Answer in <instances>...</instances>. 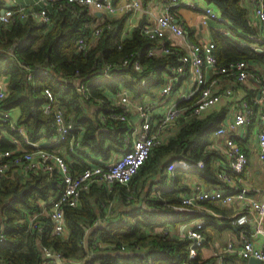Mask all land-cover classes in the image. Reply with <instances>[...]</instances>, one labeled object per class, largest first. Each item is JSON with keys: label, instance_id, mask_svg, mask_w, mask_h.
<instances>
[{"label": "trees", "instance_id": "16d2710c", "mask_svg": "<svg viewBox=\"0 0 264 264\" xmlns=\"http://www.w3.org/2000/svg\"><path fill=\"white\" fill-rule=\"evenodd\" d=\"M118 1L112 0L113 3ZM139 1L145 5L152 0ZM203 1L227 20L230 30L240 32L243 38L255 43L247 37L256 34V29L250 24L247 8L241 0ZM97 15L90 7L66 4L53 13L47 28L40 22L26 19L16 20L9 28L0 30V77L7 76L6 95L0 102V109H18L16 123L31 140L40 139L42 132L49 136L52 116L42 112V104L47 100L45 89H48L64 116L81 132L77 156L71 155L65 141L51 146L60 152L63 148L64 154L71 155V162L65 157L71 169L88 166L79 154L109 160L124 144L128 123L109 116L111 111L120 110L114 98L118 88L126 87L134 98L151 93L162 82L166 68L176 62L171 55H147L154 42L141 36L137 26L129 36H121L129 13L108 20L110 27L92 39L87 51H77L75 39L88 35L89 25L98 20ZM211 34L219 63L236 59L264 63V51L235 42L216 28L211 29ZM125 59L127 62L123 64ZM135 60L141 65L140 71L132 67ZM107 64L115 68L110 73L105 70ZM78 83L83 85V93L77 89ZM226 110L220 106L178 120L173 133L152 148L127 184L92 183L83 190L77 206L64 208L67 228L64 237L52 232L48 218H45L44 230L37 234H30L26 224L18 220L21 208L39 206L35 197L46 200L54 192L55 185L51 181L55 176L37 170L24 178L1 179L0 222L5 225V241L0 243V264H59L41 256L40 244L61 251L70 264H181L190 240L170 238L162 234L164 227L202 217L205 223H213L198 205L210 201L181 202L182 178L194 175L205 187L234 191L217 179L215 160L218 154L210 148L211 136L222 124ZM0 128L21 140L22 135L11 131L7 122H0ZM0 147H13V144L2 135ZM90 161L100 162L92 158ZM235 216L223 215L220 226L231 225ZM121 244L124 249L120 248ZM189 264L213 262L201 260L196 255Z\"/></svg>", "mask_w": 264, "mask_h": 264}, {"label": "built area", "instance_id": "2783aa9c", "mask_svg": "<svg viewBox=\"0 0 264 264\" xmlns=\"http://www.w3.org/2000/svg\"><path fill=\"white\" fill-rule=\"evenodd\" d=\"M66 4H77L90 7L94 11L104 14V19L91 23L88 35L78 36L74 46L77 51L85 52L90 40L101 33L104 28L110 27V20L114 15L129 13V17L141 13L147 22L139 27V34L151 39L154 44L147 55L149 56H174L176 62L167 67V77L160 87L161 95H169L174 91V86L180 79L189 77V88L178 94V101L168 105L154 122L151 116V106L147 101L136 105L139 124L128 126L123 135L124 144L118 148L111 159L102 160L83 169H71L70 165L58 149L51 147L61 141H65L67 149L75 153L80 149V132L74 127L72 121L67 119L62 109L56 103L52 93L45 89L47 100L42 104V112L52 116L50 135L42 132L38 140H31L24 129L17 125L18 109L1 110L0 122H7L10 130L22 135L21 140L13 136L6 129L0 128L2 135L9 136L13 147H0V180L18 176L24 178L31 171H46L56 179V190L46 200L35 197L38 201L37 208L23 207L19 210L18 220L26 224V231L30 234L41 233L45 228V218L51 221L52 232L59 236L67 235L64 220V208L75 207L79 203L81 192L92 183H103L107 186L117 182L127 184L137 172L142 162L146 159L152 148L160 144L162 135L169 132L178 120L203 114L206 110L219 102L224 97L233 94L232 86H221V77L233 75L237 82L252 79L253 94L244 97L237 102V110L225 124H221L214 131L215 134L224 135L225 160H216V176L221 182L229 185L234 191H224L214 187L206 188L196 184L193 188L180 194L184 204H197L201 201L219 202L221 204L238 200L241 203L242 212L232 220L233 224L240 226L238 244L229 242L227 251H234L241 258H257L264 262V197L255 200L246 195L244 191L236 189V175L242 172L247 157L240 145L227 133L236 127H245L257 115L259 128L255 134L256 153L258 159L264 164V82L259 72L253 69L251 59H236L227 63H219L215 53V42L209 40L201 47L189 41L185 26L177 17V9L182 5L201 9L200 23L207 25L209 20H217L226 23V20L209 4L196 2H183L182 0H163L159 3L143 5L139 0H120L113 3L112 0H0V30L9 28L16 20L33 19L45 25L47 28L52 22V15L58 8ZM246 8L250 21L257 26V39L261 44L247 42L255 51H263L264 46V0H248ZM248 9V8H247ZM136 25V24H135ZM131 25V27H135ZM131 28V29H132ZM167 31L182 40V48L169 45L165 41ZM125 32L122 31V33ZM220 32L226 36H232V31L225 25ZM123 37V36H122ZM253 35L249 34V38ZM263 42V43H262ZM11 55V52H7ZM125 59L122 63L125 64ZM133 69L141 70L137 60L133 61ZM110 65L105 70H110ZM217 72L211 75L209 70ZM47 72L46 69L43 70ZM7 76L0 77V102L6 95ZM77 89L83 93L82 84ZM85 96V94H84ZM115 103L120 108L119 112H110L109 116L120 121L128 120L127 114L130 105L129 90L120 86L114 93ZM180 103V104H179ZM183 103V104H182ZM112 110V109H111ZM103 119V116H101ZM104 120V119H103ZM27 144V146L25 145ZM106 213H110L107 205ZM249 211L253 213L250 216ZM203 222L195 221L187 228L184 237L190 241L187 253L181 264H189L190 259L197 255V248L204 240ZM5 225L0 222V243L5 241ZM162 234H167L163 229ZM262 235L261 243H257L255 237ZM103 245V242L100 243ZM124 249V244L120 245ZM42 257L51 258L59 264H70L61 251L53 250L50 246L40 244ZM97 264V263H95Z\"/></svg>", "mask_w": 264, "mask_h": 264}, {"label": "crops", "instance_id": "0c3cea01", "mask_svg": "<svg viewBox=\"0 0 264 264\" xmlns=\"http://www.w3.org/2000/svg\"><path fill=\"white\" fill-rule=\"evenodd\" d=\"M161 1L163 0H152L149 3H159ZM182 1L187 3L196 2L198 4H206L203 0H194V1L182 0ZM241 2L243 3L244 6H247L248 0H241ZM185 5H182L177 9V17L186 28L189 41L193 42L197 46L201 47L207 41L213 40L211 34L212 28H216L220 31L222 27H224L225 25L227 26V20L225 18L224 19L226 20V23L209 20L207 25H203L200 23V19L202 15L201 9L191 8L188 4L186 6ZM247 8H248L247 11L250 10L249 7ZM184 15H188L189 17L186 19L184 18ZM97 16H98L97 21H101L104 14L98 12ZM117 16L119 15H114L113 18ZM247 17L249 18L250 24L256 29V34L253 35L252 39H254L255 42H258L259 41V39H257L258 28L256 25L253 24L254 22L252 23L250 21L251 17H249V14H247ZM146 22H147L146 17L141 13H137L132 17H129L128 15L123 29V31L125 30V32H123L121 36L126 37L130 35L132 30L131 25L136 24L135 26H141ZM227 27L229 28V26ZM231 31L233 33V35L231 36L232 40L244 45H248L247 42H249V40L243 38L240 35V32L238 33L233 32L232 29ZM247 37L248 39H251L249 38V35H247ZM91 41L92 40H90V42ZM165 41L168 42L169 45L178 46L182 50L184 49L181 46L182 40L176 36L171 35L168 31ZM251 61L254 63L253 69L259 72L264 82V63L260 61L258 62L253 60ZM209 72L211 73V75L217 74V72L214 71L213 69L209 70ZM167 75L168 74L166 68V70L163 72L162 82L158 86L153 88L151 93H143L138 98H134L131 96L129 92L131 103L130 105H128L129 107V111L127 114L128 126H132V125L137 126L139 124L136 105L139 104L140 102L147 101L150 103L151 114H152L151 116L155 119L154 122H156L157 117L162 114L165 107L178 101V94L181 91L189 88V77L186 76L185 78L179 80V82L174 86V91H172L169 95H161L160 87L164 83V80L166 79ZM220 85L223 87L232 86L234 91L232 96L222 98L219 102L214 104L204 113L212 109H217L220 106H224L227 110L225 112L222 124H225L227 119L231 118L233 112L237 110V106L236 104H234V102H237L244 97L248 98L249 96H251L253 94L254 85L252 79L248 78L243 82H237L234 76L230 74L225 76L223 75L221 77ZM256 116L257 115L254 114L252 121L247 126L236 127L232 130H227V133H229L233 137V139L240 145L243 153L247 157V163L244 169L235 177L236 189H240L244 191L246 195L252 197L255 200H261L264 197V164L258 159L256 153L255 134L259 128V121ZM173 131H174V127L170 129L169 132L164 133L162 135L161 143L165 142L167 138L173 133ZM79 132L80 131L78 130V133ZM7 138L9 139L10 137L7 136ZM223 140H224V135L215 134L213 132L211 136L210 148H212V150H215L217 152L218 158L216 160L221 162L225 160V146ZM60 150L62 151L61 152L62 155L65 156L69 162L72 161L71 155H76L75 153H73L70 156H68L67 153L64 154L63 148H60ZM79 156L81 157L80 159H82L85 163H87L88 166L94 164V162L90 161L91 158L92 160L95 159L97 161H102L99 156L90 157V158H88L87 156H83L82 154H79ZM216 160L215 162H217ZM54 180L56 183V179ZM181 181L183 184L182 188L184 190L181 191L180 194L193 188L196 184L204 186L194 175L188 174L184 176ZM206 188H210V187H206ZM55 190H56V186H55ZM198 205L202 209V214L208 216L213 221V223L211 224L205 223L204 220L205 218L202 217L176 226H167L164 227V229L167 230L168 237L170 238L184 237V234L188 227H190L195 221H202L204 224L203 225L204 240L202 244L199 245L197 248V255H199L201 260L209 259L212 260L213 264H249L248 259L241 258L234 251H227L225 249L226 244L229 242H232L234 245L238 244L239 235H240V226L232 223V220L234 218L231 220V225L220 226L222 224L221 218L223 217V215L225 217L226 216L233 217L242 212L243 209L241 207V203L238 200H233L226 204H221L219 202L218 203L210 202L207 204H198ZM248 214H250V216L253 217V213H251V211H249ZM255 239L257 243H261L262 235H258L257 237H255ZM262 264H264V262H262Z\"/></svg>", "mask_w": 264, "mask_h": 264}, {"label": "water", "instance_id": "95a60500", "mask_svg": "<svg viewBox=\"0 0 264 264\" xmlns=\"http://www.w3.org/2000/svg\"><path fill=\"white\" fill-rule=\"evenodd\" d=\"M96 14H98V11H95ZM115 68H111L107 73H110L114 70ZM52 185H54L55 180H52ZM248 263L249 264H262V261L258 260L257 258L254 257H249L248 258Z\"/></svg>", "mask_w": 264, "mask_h": 264}, {"label": "rangeland", "instance_id": "374dc122", "mask_svg": "<svg viewBox=\"0 0 264 264\" xmlns=\"http://www.w3.org/2000/svg\"><path fill=\"white\" fill-rule=\"evenodd\" d=\"M193 1H194V0H193ZM188 17H189L188 15H184V18H186V19H187Z\"/></svg>", "mask_w": 264, "mask_h": 264}]
</instances>
